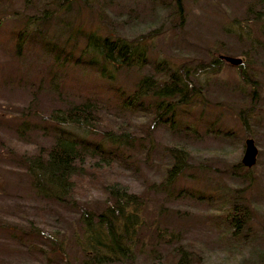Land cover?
<instances>
[{
  "label": "trees",
  "instance_id": "1",
  "mask_svg": "<svg viewBox=\"0 0 264 264\" xmlns=\"http://www.w3.org/2000/svg\"><path fill=\"white\" fill-rule=\"evenodd\" d=\"M8 1L9 6L14 2ZM243 1L242 17L228 18L223 13L220 29L243 45V60L234 68L241 85L250 88L253 100L264 88V0ZM34 2L23 0L19 11L0 10V27L5 19L18 21L12 59L19 60L33 40H41L51 53L44 78L36 84L25 83L31 98L13 114L18 117L16 125L10 124L14 136L0 135V247L8 243L26 246L24 253L41 258H34L38 264H264V254L256 262L251 259L253 240L259 237L255 224L263 209L246 203L245 188L221 181L224 175L235 177L237 173L243 179L244 172H250L236 162L242 140L232 131L218 129V117L205 127V133L210 129L217 135L232 134L226 140L230 147L234 145L227 152L234 162L213 170L219 175L210 179L216 181V187L208 192L204 186L194 185L208 169L191 165L190 160H220L227 153L191 150L185 142L156 144L152 140L160 127L172 134L198 137L196 124L180 123L179 117L203 104L207 77L216 75L224 62L208 50L213 55L207 62L191 60L176 69L165 60L149 63L144 45L113 38L99 27L82 23L83 10L89 11L93 0H41L38 6ZM159 3L165 11L171 6L178 24L182 23L185 8L178 0ZM32 6L35 11L26 16L25 10ZM73 10L79 16L77 23L75 18L60 19L66 31L62 45L47 42L44 28L48 21ZM97 10V22H105L100 5ZM147 65L153 70L151 75L138 78L129 92L116 88L112 98L69 89L64 81L71 68L89 69L99 79L111 81L118 70ZM43 87L60 104L44 114L37 97ZM253 110L251 106L237 114L244 138L251 137L244 119ZM87 135L98 136L100 141L87 139ZM44 138L47 145L41 141ZM144 145L145 163L153 150L159 152L162 165L157 181L149 179L140 161L125 152L138 151ZM14 174L19 177L15 186L7 180ZM186 180L194 181L189 188L178 185ZM159 196L168 202L181 197L204 202L208 209L163 213ZM151 203L156 204L149 217ZM62 216L68 220L62 221L64 226L57 222ZM184 222L214 230L216 246L208 250L188 238L181 226ZM0 264L9 263L0 259Z\"/></svg>",
  "mask_w": 264,
  "mask_h": 264
},
{
  "label": "rangeland",
  "instance_id": "2",
  "mask_svg": "<svg viewBox=\"0 0 264 264\" xmlns=\"http://www.w3.org/2000/svg\"><path fill=\"white\" fill-rule=\"evenodd\" d=\"M185 10L183 11L182 23L178 24L175 11L170 6L163 9L159 0H93V4L89 11L84 12L82 23H89L94 28H100L101 32L112 36L113 38H122L128 42H133L144 45L147 52V59L149 63H155L157 60H165L169 67L176 69L179 65L187 61L207 62L211 59L208 55V50H213L216 56H227L232 58H242L240 56L241 43L235 38L227 36L222 32L221 25L222 14L226 17L241 18L246 5L243 0H178ZM0 10L5 11H19L23 7V0H14L9 6L8 0L0 1ZM6 2V3H4ZM8 2V3H7ZM11 2V1H10ZM35 5H40L41 0H35ZM101 6L105 22L98 23L96 20L97 7ZM221 5L223 9H221ZM31 8L25 10V15L30 16L35 11ZM79 13H81L79 11ZM90 14V16H89ZM79 21V16L75 11L67 14L55 15L53 19L48 21L44 28V39L49 40L51 44L57 46L62 45L66 37V31L61 27V21L72 20ZM25 22V19L23 20ZM74 21V20H73ZM71 24H74L71 22ZM18 21L14 19H5L0 27V135L4 138L10 139L14 136V131L11 130L10 124L16 125L18 120L15 115V110H20L25 107L31 98L30 91L25 83H38L44 78V69L48 66L51 60L50 51L42 45L41 40H33L29 44L26 52L20 56L19 60L12 59L10 53H13L15 46L14 32ZM15 29V30H14ZM49 47V46H48ZM78 55L76 52L75 57ZM153 70L149 65L139 69H129L127 71H116L114 78L111 81L99 79L95 72L85 69L80 71L77 68L68 69L65 75V84L69 89H80L86 94H94L101 98H112L116 88L122 89L124 92H129L133 84L143 76L151 75ZM13 79V82L11 80ZM209 80L207 88H202L203 104L196 105L189 109L184 115L180 116V123L196 124L197 135L196 139H192L188 133H177L173 131L170 133L167 129L160 127L153 135L152 140L156 144H165L167 142H185L191 150H213L218 151L220 155L232 150L227 137L236 135V139L242 140V146L238 144L240 155L236 162H240L243 153V141L245 133L239 123L237 114L240 111L247 110L251 106L254 108L251 115H246L245 125L247 134L257 149L255 165L249 168L250 172H244L243 179L238 178L237 173L235 177L222 176V183L230 187L245 188L246 203L255 204L257 207L264 210V88L261 93H256L253 100H251L250 88L243 87L238 78L235 68L228 63L221 64L218 73L214 76L207 77ZM261 81V79H259ZM241 88H240V87ZM243 91V94H241ZM249 96H244L248 95ZM39 103L41 104L43 114L44 111L51 108H58L59 102L54 101V95L49 94L47 88H40L37 92ZM257 100V101H256ZM188 110V109H187ZM186 111V110H185ZM218 117L220 124L218 129L225 131H232V134H216L208 129L205 133V127ZM217 125H215V129ZM212 127H214L212 125ZM73 130V129H72ZM184 132V131H183ZM226 136V137H225ZM87 139L98 142V136L87 135ZM44 145H47V140H41ZM106 148L113 149V146L105 144ZM143 149L138 151L125 150L131 153L140 161V166L147 177L153 181L161 176L160 167L161 160L159 152L154 151L150 153L147 163L144 162ZM222 157L220 160L215 158H200L195 157L190 160L191 165L200 168L208 169L206 175L201 176L194 185L200 189L203 186L206 191L213 190L216 187V181L210 180L212 177L219 175L213 170H222L225 162L230 164V158ZM234 162V160L232 161ZM244 169H246L244 167ZM9 182L14 186L19 180V177L8 175ZM194 181L186 180L180 181L178 185L187 186L188 188ZM176 187V186H175ZM208 194V193H206ZM158 201L162 206L163 213H168L170 210L179 211H196L204 212L208 206L204 202H196L187 198H177L172 201H163V196L158 197ZM245 203V204H246ZM150 204L147 208L149 217H152ZM248 209L251 208L248 206ZM261 211L256 229L259 237L253 240L255 253L251 256L252 261L256 262L259 254H264V211ZM68 220L64 216L58 217L59 225L64 226ZM181 226L186 229L187 237L198 240L206 249L211 250L216 246L215 232L211 228L200 227L195 224ZM263 233V236L261 235ZM26 246L23 248L16 246L15 243L7 244V246L0 247V259L5 260L9 264H38L34 258L27 253H24ZM246 257H250L246 254ZM33 259V260H32ZM44 260V259H43ZM41 262V261H39ZM248 263V262H246Z\"/></svg>",
  "mask_w": 264,
  "mask_h": 264
},
{
  "label": "water",
  "instance_id": "3",
  "mask_svg": "<svg viewBox=\"0 0 264 264\" xmlns=\"http://www.w3.org/2000/svg\"><path fill=\"white\" fill-rule=\"evenodd\" d=\"M219 60L228 63L229 65L236 67L241 64L242 58H232L227 56H219ZM257 155V149L253 143V140L250 138H246L243 141V153L240 159V164L249 169L255 165Z\"/></svg>",
  "mask_w": 264,
  "mask_h": 264
}]
</instances>
